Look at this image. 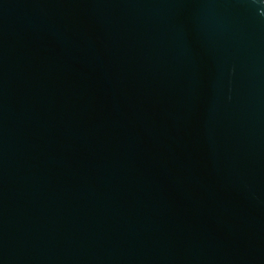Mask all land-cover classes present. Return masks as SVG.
Here are the masks:
<instances>
[{
  "label": "water",
  "instance_id": "1",
  "mask_svg": "<svg viewBox=\"0 0 264 264\" xmlns=\"http://www.w3.org/2000/svg\"><path fill=\"white\" fill-rule=\"evenodd\" d=\"M0 264H264V0H0Z\"/></svg>",
  "mask_w": 264,
  "mask_h": 264
}]
</instances>
